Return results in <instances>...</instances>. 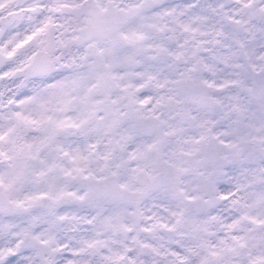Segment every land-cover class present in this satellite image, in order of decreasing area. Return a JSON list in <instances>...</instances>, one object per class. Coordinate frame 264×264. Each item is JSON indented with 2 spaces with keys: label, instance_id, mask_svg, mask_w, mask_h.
I'll return each mask as SVG.
<instances>
[{
  "label": "snow or ice",
  "instance_id": "snow-or-ice-1",
  "mask_svg": "<svg viewBox=\"0 0 264 264\" xmlns=\"http://www.w3.org/2000/svg\"><path fill=\"white\" fill-rule=\"evenodd\" d=\"M0 264H264V0H0Z\"/></svg>",
  "mask_w": 264,
  "mask_h": 264
}]
</instances>
